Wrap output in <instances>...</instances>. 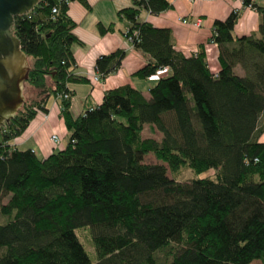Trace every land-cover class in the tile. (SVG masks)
I'll return each instance as SVG.
<instances>
[{
  "label": "trees",
  "instance_id": "16d2710c",
  "mask_svg": "<svg viewBox=\"0 0 264 264\" xmlns=\"http://www.w3.org/2000/svg\"><path fill=\"white\" fill-rule=\"evenodd\" d=\"M75 1L85 4L39 0L13 21L29 69L24 103L0 128V264H91L75 235L81 228H88L95 264H264V9L243 0L261 15L259 36H233L235 11L213 23L214 75L203 48L185 57L169 29L137 21L141 11L170 10L167 0L133 1L117 13L125 39L135 31L132 47L149 57L133 76L146 80L164 68L169 75L148 99L125 85L76 117L61 100L67 143L38 158L10 142L52 97L70 94L68 84L87 81L73 74L78 41L68 3ZM123 57H99L96 74L104 79ZM145 126L160 141L143 138ZM148 155L157 163H145ZM184 169L196 177L178 182ZM208 171L213 178L198 177Z\"/></svg>",
  "mask_w": 264,
  "mask_h": 264
},
{
  "label": "crops",
  "instance_id": "0c3cea01",
  "mask_svg": "<svg viewBox=\"0 0 264 264\" xmlns=\"http://www.w3.org/2000/svg\"><path fill=\"white\" fill-rule=\"evenodd\" d=\"M135 0H84L68 3V15L74 21L73 34L78 43L72 45L74 59L73 74L86 78L85 83H70L67 89L71 94L70 112L76 117L86 109L99 105L103 95L112 89L129 85L141 92L144 98H149V89L162 77L169 75L167 68L159 70L146 80H141L133 74L143 67L149 57L135 50L125 39L127 29L125 21L120 20L117 13L128 8ZM171 9L157 15L141 11L137 21L146 22L156 28H166L171 32L174 49L185 57L195 55L200 47L203 48L209 70L217 73L220 69L218 49L210 43L213 23L224 21L231 12H237V19L232 34L234 37L258 34L261 15L251 8L244 7L238 0H198L189 4L185 0H167ZM264 9V0H254ZM182 19L189 21L200 19L199 27L183 24ZM98 24L112 30L100 35ZM122 51L124 57L119 68L104 79H93L95 61L103 56ZM234 73L242 76L239 66ZM46 112H37L29 122L25 131L10 142L18 150H31L38 158H45L52 152L62 149L68 140L67 131L60 115V101L51 98ZM55 135L60 140V147L50 141ZM258 142L264 143V132L258 137Z\"/></svg>",
  "mask_w": 264,
  "mask_h": 264
},
{
  "label": "water",
  "instance_id": "95a60500",
  "mask_svg": "<svg viewBox=\"0 0 264 264\" xmlns=\"http://www.w3.org/2000/svg\"><path fill=\"white\" fill-rule=\"evenodd\" d=\"M39 0H0V128L8 123L24 103L23 86L28 62L12 34L16 16L28 15Z\"/></svg>",
  "mask_w": 264,
  "mask_h": 264
},
{
  "label": "rangeland",
  "instance_id": "374dc122",
  "mask_svg": "<svg viewBox=\"0 0 264 264\" xmlns=\"http://www.w3.org/2000/svg\"><path fill=\"white\" fill-rule=\"evenodd\" d=\"M27 91H29L28 88H26L25 92H27ZM23 96H24V94H23ZM142 137L143 138H151V139H154L155 141H160V139H161V135L158 132L154 131L153 129L149 128L148 126L144 127V129L142 131ZM144 162L148 163V164L157 163V161L154 159V157L152 155L146 156L144 158ZM213 176H214V171H208L207 173H205L203 175H199L198 177L213 178ZM168 177H170L169 173H168ZM195 177L196 176H194L190 170L184 169L180 173V175L177 177V181L178 182H187V181H189ZM5 201L6 200H3L1 203H5ZM75 235L77 236V238L79 239V241L83 245V247H84V249H85V251L89 257L90 263L95 264L97 258H96L95 250H94L93 245L91 243V238L89 236L88 228L76 229ZM157 256L160 260L168 261L170 259V257L167 256V254L165 255V253H159V254H157ZM250 264H261V263L259 261H253Z\"/></svg>",
  "mask_w": 264,
  "mask_h": 264
},
{
  "label": "built area",
  "instance_id": "2783aa9c",
  "mask_svg": "<svg viewBox=\"0 0 264 264\" xmlns=\"http://www.w3.org/2000/svg\"><path fill=\"white\" fill-rule=\"evenodd\" d=\"M187 3H189V4H194V3H196L198 0H185ZM238 1H240L241 3H242V5H243V0H238ZM251 1H253V0H251ZM248 8H251L250 6H248ZM253 9V8H252ZM52 13H57L56 12V9H53L52 10ZM181 22L183 23V24H189V25H191L192 27H199L200 26V23H201V21H200V19H195V20H192V21H189V20H186V19H182L181 20ZM137 35V33L134 31L133 33H132V36L131 37H135ZM131 37H127L126 38V41L131 45V41H132V38ZM210 43H212V44H214L212 41H210ZM132 46V45H131ZM214 75H216V73H213ZM98 79H100V77L97 75V76H95L94 77V81L95 82H97V80ZM57 99L59 100V101H61V100H71V96H70V94L67 92V93H65V94H63V95H59L58 97H57ZM50 141L54 144V145H56L57 147H60V141H59V139H58V137L57 136H55V135H52L51 137H50Z\"/></svg>",
  "mask_w": 264,
  "mask_h": 264
}]
</instances>
